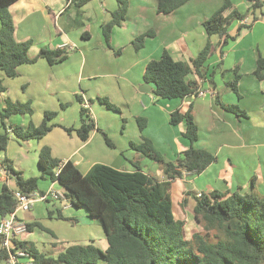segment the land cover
Listing matches in <instances>:
<instances>
[{
    "label": "crops",
    "instance_id": "0c3cea01",
    "mask_svg": "<svg viewBox=\"0 0 264 264\" xmlns=\"http://www.w3.org/2000/svg\"><path fill=\"white\" fill-rule=\"evenodd\" d=\"M228 1L230 7L223 16L227 17L233 11L238 13L236 6L243 4L247 23L241 25L240 20L233 19L235 26H231V21L228 34L235 39L224 45L217 36L209 39L211 55L200 68L199 75L191 72L186 78L196 84L197 90L206 93L202 97L194 94L182 100L156 98L152 94L151 84L150 93H141L139 88L144 84L146 64L159 59L164 50L173 60L190 63L208 40L202 23L221 7L223 0H190L167 15L157 14L154 0H128L125 19L120 26L112 29L108 43L103 37L102 26L117 9V0H89L81 7L74 6L71 0L13 2L8 8L13 23V38L17 43L31 42L27 52L29 58L36 57L42 49H64L69 54L67 59L57 64L51 65L40 58L33 64L21 65L13 79L0 71L2 82L13 80V88L19 94L18 102L30 103L40 111V118L49 111L56 112L55 119H59L58 123L55 119L51 121V131L39 141L21 144L13 139L10 129L6 127L9 141L6 150L0 151V192L2 186H8L13 177L7 176L1 168L3 159L11 156L9 144H17L21 153L24 151L21 147L26 145L33 150L37 161L40 149L48 147L53 158L70 161L82 174L97 163L120 171H135L133 163L134 169L121 167V162L115 157L116 149L120 146V150H126L130 143L138 144L142 139L148 140L159 153V144L169 145L170 150L172 147V154L168 156L171 160L187 150L189 144L182 137L185 124L170 125L169 116L177 110L185 113L191 107L197 127V140L193 146L213 154L215 161L198 175L183 173L181 178L171 182L173 214L186 222V233L189 235L197 229L192 214L193 195L217 191L227 196L240 192L264 197V72L260 80L253 74L258 56L264 58V0L255 10L246 0ZM143 34L149 36L145 38L144 46L136 51L132 41ZM234 74L239 76L237 94L228 87ZM221 88L226 89L223 96ZM7 93L8 89L0 91L2 108L6 100H11L6 97ZM76 96L81 97L87 106L93 122L97 121L95 126L98 131H92L85 142L80 141L74 131L80 125L81 109ZM94 98L108 99L120 113H127L129 130H119L116 123L101 125L100 106L94 103ZM64 102L75 103L69 114L62 107ZM220 103L238 107L246 117L239 118L224 111ZM32 115L9 118V126H37ZM137 118L145 119L142 132L139 131ZM0 126L2 135L5 129L1 123ZM63 128L73 131L67 133ZM101 132L112 144V147L106 145V156H111L109 163L98 161L94 156L97 150L104 151L100 141L103 139ZM139 168L151 178L163 181L158 165L145 164ZM37 172L40 176L38 164ZM62 208L59 210L62 216L75 219L74 212L70 210L78 208L71 205L70 208L62 205ZM15 218L24 224H39L33 221V217L24 222L15 213ZM29 234H24L22 240L32 243ZM100 242L98 247L104 251L107 248L105 236ZM52 247L56 249L55 244ZM65 248H61L59 253ZM20 261L30 264L28 258H21Z\"/></svg>",
    "mask_w": 264,
    "mask_h": 264
},
{
    "label": "trees",
    "instance_id": "16d2710c",
    "mask_svg": "<svg viewBox=\"0 0 264 264\" xmlns=\"http://www.w3.org/2000/svg\"><path fill=\"white\" fill-rule=\"evenodd\" d=\"M16 0H0V71L10 79L17 76V68L24 64H33L43 58L49 64H57L68 57L64 49H42L34 58L27 52L31 42L17 43L13 38V23L8 12L9 6ZM89 0H71L76 7H81ZM156 12L167 15L190 0H154ZM252 10L259 8L262 0H246ZM117 9L111 13L110 20L102 26V33L108 43L111 31L125 19L128 0H117ZM230 7L228 0H223L221 7L202 23L207 42L190 63L173 60L167 51L160 58L146 64L143 81L153 86L152 94L159 99H184L197 92L194 82L186 80L191 72L199 75V70L212 53L209 39L217 36L222 44L234 37L228 34L233 19L243 20L245 14L233 11L224 17ZM148 34L136 37L132 45L136 51L144 46ZM264 58L258 56L254 76L263 78ZM239 76L228 82V87L237 94ZM3 88L0 87V91ZM107 109L118 111L108 99H97ZM81 104L80 125L75 133L80 141L88 140L92 131H98L81 97L76 96ZM62 107H65L63 105ZM220 107L236 117L246 114L234 105ZM30 103L5 101L0 110V123L5 133L0 135V151L6 150L9 133L6 120L13 115H31ZM55 112H45L38 126L27 127L10 125L9 129L19 142L39 141L53 127L51 121ZM139 131L145 128V119L137 118ZM170 125L185 124L182 133L189 147L177 155L174 160L166 159L146 139L140 144L130 143V148L160 166L163 181H157L146 175L138 164L135 171L125 172L104 164H94L86 174H82L70 161L62 162L51 156L50 149L43 147L38 154L40 179L56 182L65 189V197L75 208H84L87 216L98 219L107 241L103 251L93 245H70L56 257L40 253L33 243L23 241V236L14 242L16 248L28 255L31 264H264V197L234 192L226 195L217 191L193 195V218L197 229L187 236L186 222L175 218L171 200V182L181 178L183 173L198 175L215 161V156L193 144L197 140V127L193 121L191 107L185 112L174 111L169 116ZM67 133L72 129L63 128ZM102 133V132H101ZM103 139L112 147L107 136ZM7 159L1 162V168L9 177H14L16 189L10 190L4 184L0 192V219L15 210L16 192L30 194L38 190L37 178L23 179ZM42 194V193H40ZM53 212L49 211V216ZM56 218L63 220L59 211ZM26 233L34 228L44 230L40 224H25ZM6 255L0 251V261L5 262Z\"/></svg>",
    "mask_w": 264,
    "mask_h": 264
},
{
    "label": "rangeland",
    "instance_id": "374dc122",
    "mask_svg": "<svg viewBox=\"0 0 264 264\" xmlns=\"http://www.w3.org/2000/svg\"><path fill=\"white\" fill-rule=\"evenodd\" d=\"M237 1V0H233ZM243 1V0H242ZM245 6L242 5H237V11L238 13H246V10L244 8ZM231 26H235V22L232 21ZM220 81V78H218ZM9 82V86H8ZM0 87H2L4 90L8 89V93L6 94V97L11 99L13 102H18V97L19 94L18 92L13 88V80H7L5 82H2L0 80ZM226 89L221 88L220 93L222 96L225 94ZM94 103L96 105L100 106V114L102 116H99V123L103 125L105 123L106 125H114L115 123L119 125V130H123L126 128L129 130V117L127 113L123 115L122 113L118 111H113L107 109L103 104L98 102L96 98L93 99ZM67 102H71V100H68ZM73 102V100H72ZM21 103V102H19ZM3 102L0 100V110L2 108ZM24 104V103H22ZM75 103H70V104H65V109L67 110V114H69L72 110V106ZM31 106V105H30ZM32 109V120H34V123L38 126L43 117L41 115L40 118V111L34 108V106H31ZM56 113V112H55ZM16 115L11 116L10 118L15 117ZM18 116V115H17ZM21 117V116H18ZM55 119V118H54ZM11 119L6 120V127L9 128V124L11 123ZM56 123H58L59 119H55ZM93 120V119H92ZM94 120V124H95ZM14 123V121H13ZM97 123V121H96ZM130 124H133L130 123ZM34 125V124H33ZM1 127V126H0ZM55 132H60V131H55ZM109 133H114V132H109ZM55 134V133H53ZM116 134V132H115ZM52 136V135H51ZM102 136V135H101ZM101 138V137H100ZM13 139L16 140L13 136ZM103 147V150H97V152H94V156L98 161L109 163V158L111 156H106V152L108 149V145L104 141V139H100ZM22 143V142H21ZM20 143V144H21ZM35 144V143H34ZM140 144V143H138ZM107 145V146H106ZM11 146L10 148V154L11 156H6V158L11 161L12 166L14 167L15 171L21 174V177L23 179H28V178H37V185H38V190L35 191V194L38 195L39 193H46L49 190V187L55 191H57L60 194L65 195V189L59 185V184H54L51 185V183L47 180H42L40 179V176L37 172V160L34 159L35 156H33L34 152L33 150L29 149L26 145H23L21 148L24 150L19 152V148L17 147V144H9ZM118 148L116 149V160L118 162H121V167H128V169H134L133 164L136 163L138 166H142L145 164H154L157 165L156 163H153L149 159L142 157L139 153H137L135 150L130 148V145L126 150H120ZM159 147L161 149V154L168 160L169 155L172 154V147L171 150L169 148V145H161L159 144ZM107 148V149H106ZM157 150V149H156ZM28 151V152H27ZM175 157V156H174ZM171 158V160H174L175 158ZM133 163V164H132ZM108 166V165H107ZM159 166V165H158ZM160 167V166H159ZM8 187L10 190H15L16 185H15V180L12 177L11 180L8 182ZM66 204L62 200H52L49 199L47 201H36L31 210L28 212L25 211H20L18 210L16 212L17 217L21 219L22 221L26 222L29 217H33V221H37L43 228L44 230L35 228L33 232H31L28 235L29 240L35 245L37 250L46 256L49 257H56L59 253V250L63 247H67L73 244H78V245H87L90 243H93L96 247L101 245L100 240H104V233L101 228L100 222L98 219L91 218L89 216H86L85 209L80 207L78 209H71V212H74L75 214V219L70 218L68 216L64 217L63 220H59L56 218V212L59 211L62 208V205ZM70 208V206H69ZM63 209V208H62ZM49 211L53 212L52 216H49ZM188 228H191L188 227ZM188 229L187 231H189ZM188 235V232L186 233ZM55 244L56 249L52 247V245ZM99 248V247H98ZM100 249V248H99ZM0 264H6L4 261H0ZM98 264H104V262H99Z\"/></svg>",
    "mask_w": 264,
    "mask_h": 264
},
{
    "label": "built area",
    "instance_id": "2783aa9c",
    "mask_svg": "<svg viewBox=\"0 0 264 264\" xmlns=\"http://www.w3.org/2000/svg\"><path fill=\"white\" fill-rule=\"evenodd\" d=\"M246 23V18L240 20L241 25H245ZM205 93V91L197 90L196 95L202 97ZM84 108L86 109L87 106L84 105ZM197 195L199 196L200 194ZM14 196L17 200L15 210L6 217L0 219V251L4 252L6 255V264H23L20 259L27 258L28 255L24 251L17 249L14 242H17L24 234H26V225L15 218L16 211L20 210L28 212L36 201H47L49 199L62 200L66 203L64 204L65 206H70L71 204L64 194H60L52 188L46 193H39L38 195H36L35 192L27 195L16 192Z\"/></svg>",
    "mask_w": 264,
    "mask_h": 264
},
{
    "label": "water",
    "instance_id": "95a60500",
    "mask_svg": "<svg viewBox=\"0 0 264 264\" xmlns=\"http://www.w3.org/2000/svg\"><path fill=\"white\" fill-rule=\"evenodd\" d=\"M152 88L149 86V84L144 83L143 85L140 86L139 91L141 93H150Z\"/></svg>",
    "mask_w": 264,
    "mask_h": 264
}]
</instances>
